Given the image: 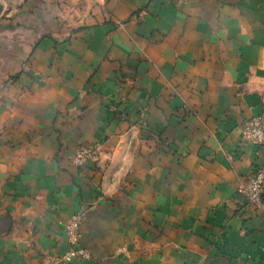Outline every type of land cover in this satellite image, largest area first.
<instances>
[{"label":"crops","instance_id":"obj_1","mask_svg":"<svg viewBox=\"0 0 264 264\" xmlns=\"http://www.w3.org/2000/svg\"><path fill=\"white\" fill-rule=\"evenodd\" d=\"M0 264H264V0H0ZM94 161L71 163L79 147ZM80 216L70 256L64 233Z\"/></svg>","mask_w":264,"mask_h":264},{"label":"built area","instance_id":"obj_2","mask_svg":"<svg viewBox=\"0 0 264 264\" xmlns=\"http://www.w3.org/2000/svg\"><path fill=\"white\" fill-rule=\"evenodd\" d=\"M243 138L253 146H264V125L262 118L256 116L244 122L241 127ZM99 154V146L92 145L79 147L71 157V163L77 167H82L90 161H94ZM238 192L246 205L258 209L264 204V168H256L251 176L246 179L238 188ZM80 216H71L65 224L64 233L70 245L69 255L80 260H89L90 255L77 248L79 238Z\"/></svg>","mask_w":264,"mask_h":264},{"label":"rangeland","instance_id":"obj_3","mask_svg":"<svg viewBox=\"0 0 264 264\" xmlns=\"http://www.w3.org/2000/svg\"><path fill=\"white\" fill-rule=\"evenodd\" d=\"M5 20H7V19L5 18V16H4V15H0V22L2 23V22H4Z\"/></svg>","mask_w":264,"mask_h":264}]
</instances>
